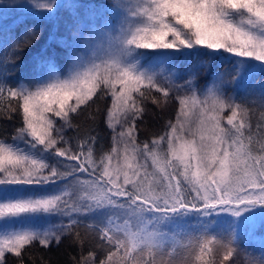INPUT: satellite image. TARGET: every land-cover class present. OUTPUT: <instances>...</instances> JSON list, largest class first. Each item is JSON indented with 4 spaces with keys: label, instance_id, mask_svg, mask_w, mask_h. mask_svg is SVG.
Instances as JSON below:
<instances>
[{
    "label": "snow or ice",
    "instance_id": "1",
    "mask_svg": "<svg viewBox=\"0 0 264 264\" xmlns=\"http://www.w3.org/2000/svg\"><path fill=\"white\" fill-rule=\"evenodd\" d=\"M8 7L53 30L26 80L15 77L17 61L43 28H25L0 50V117H20L11 140L0 138V264L9 256L24 264L27 246L47 248L66 234L83 244L81 227L102 258L89 251L77 264H177L181 248L199 264H211L204 257L215 250L228 261L238 227L264 222V0ZM60 9L71 23L57 37ZM53 43L64 51L49 55ZM222 59L228 67L214 71ZM152 91L154 104L176 103L175 122L140 144L135 122ZM98 92L111 95L113 146L97 151L88 137L73 150L64 130ZM120 116L126 123L116 133ZM221 214L234 219L217 233L210 218Z\"/></svg>",
    "mask_w": 264,
    "mask_h": 264
},
{
    "label": "trees",
    "instance_id": "2",
    "mask_svg": "<svg viewBox=\"0 0 264 264\" xmlns=\"http://www.w3.org/2000/svg\"><path fill=\"white\" fill-rule=\"evenodd\" d=\"M82 2L108 4L111 0H82ZM57 16L59 17V27L56 29V36L62 37L67 34L65 23H71V20L67 11L64 9H60ZM34 24L43 28L42 38L32 47L25 48L22 55L19 57L15 72V77L17 79L26 80L34 75L35 61L33 60V57L39 54L49 33L53 30V24L34 19L28 9H9L5 14L0 13V50L3 49L5 43L11 42L8 39L10 36L19 38L25 28L32 27ZM53 50L58 54L64 51L55 43L50 45L48 54L50 55ZM58 60L60 61L58 67L64 70L65 65L63 64L62 56L58 55ZM227 67L228 65L224 63L222 59L221 61L216 62L213 70L222 71ZM200 83L203 84V79H201ZM154 95L159 94L154 91L146 92L148 98L142 101L141 107L143 111L135 122L137 129V142L140 144L162 135L166 130L168 122L175 116L177 108L176 103L172 101L166 107L158 106L152 102L151 97ZM110 103L111 98L109 94L102 95L98 92L97 96L93 98V101H90L86 105H82L78 110V113L71 115L72 127L66 128L65 136L73 150L76 149L79 140L88 137L96 138L97 151L100 149L108 151L110 149L112 144V132L105 121L106 111ZM13 106H15L14 101ZM258 114L259 109H255L252 118L253 124H255L258 119ZM19 125L20 117L17 113H12L11 118L8 116L0 117V138L10 140L12 134ZM148 163L150 165L151 161L149 160ZM217 228L219 227H215L214 229L216 230ZM78 230L81 233V238L85 241L83 244L75 242L76 237L74 234H66L61 238L59 243L53 241L47 248L39 245L38 242L34 243L24 249V264H77V262L81 261L82 257L88 255L89 251L94 250L96 251L97 257L102 258L99 250L96 249L95 244L88 243V239L84 235V228L81 227ZM233 246L235 248L233 256H235L234 254H239V256H241L248 264H255V262L259 261L262 254H264V250L258 249L256 244L248 242L243 238H236ZM178 251L183 252L184 249L181 248L178 249L177 252ZM205 258L210 259V256L206 255ZM234 258H236V256ZM189 259L190 258L187 260ZM7 264H19V261L15 257L9 256ZM191 264H199V262L195 261ZM211 264L217 263L212 261Z\"/></svg>",
    "mask_w": 264,
    "mask_h": 264
},
{
    "label": "rangeland",
    "instance_id": "3",
    "mask_svg": "<svg viewBox=\"0 0 264 264\" xmlns=\"http://www.w3.org/2000/svg\"><path fill=\"white\" fill-rule=\"evenodd\" d=\"M22 3H25V0H0V13L1 14H5L9 9H12L11 7H8V6L19 5V4H22ZM15 9L16 10H20V9L23 10V9H26V8L16 7ZM64 71L66 72V67H65ZM165 86H167V85H165ZM109 96L111 98L110 93H109ZM111 104H112V100H111V103H110L108 109L111 107ZM108 109L106 111V116H105L106 123H107V112H108ZM229 114L230 113H228V112H225L223 114V116H224V121L223 122H224L225 125H226L227 116ZM118 119L120 120V123H117L115 125V132L116 133L121 131L122 130V126H124L125 123H126L125 120H124V117L120 116V117H118ZM171 121L175 122V116H174V118ZM60 123H62V122L58 121V126H59ZM113 123H115V121H113ZM167 130L168 129L166 127L165 132ZM65 131H66V128L64 130V135H65ZM111 132H112V137H113V135L115 133L112 130H111ZM112 146H113V140H112L111 147ZM210 219H215V220L219 221L218 224H213L212 225V227H214V228L215 227H219V228L216 229V232L219 233L222 228L223 229H227L228 228L227 222L232 220V219H234V218L230 217L227 214H221L219 217H214V218H210ZM59 222H60V218L59 217L54 218V219H52L50 221L51 224H58ZM44 226L48 227L49 223H45ZM169 227H171V226H169ZM165 230H167V229H165ZM238 237L239 238H243L244 240L246 239L248 242L256 244L258 249L264 250V247H262V245H264V243H263L264 242V222H261L259 220V218H257L256 223H255L254 226H240V227H238L236 238H238ZM53 241H55V240H53ZM223 255H224V251L223 250H215L212 254L209 255L210 259L209 258L206 259L205 257H204V259L210 261L211 263L213 261V262H216L217 264H221ZM234 255L236 256V258H234L235 256L230 257V259L228 261H223V264H246L247 263L246 261H244L242 259L241 256H239V254H234ZM188 258H189V256H188V254H187V252L185 250L183 252L182 251H178L175 254V256H174V259L177 261V264H183L184 261H189L190 259L187 260ZM193 262H195V260H190V264L193 263Z\"/></svg>",
    "mask_w": 264,
    "mask_h": 264
}]
</instances>
